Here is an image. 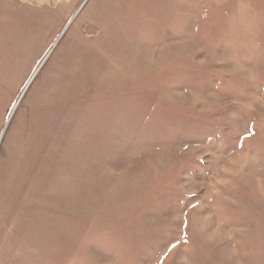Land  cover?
Masks as SVG:
<instances>
[{
    "label": "rangeland",
    "instance_id": "rangeland-1",
    "mask_svg": "<svg viewBox=\"0 0 264 264\" xmlns=\"http://www.w3.org/2000/svg\"><path fill=\"white\" fill-rule=\"evenodd\" d=\"M0 264H264V0H0Z\"/></svg>",
    "mask_w": 264,
    "mask_h": 264
},
{
    "label": "bare ground",
    "instance_id": "bare-ground-1",
    "mask_svg": "<svg viewBox=\"0 0 264 264\" xmlns=\"http://www.w3.org/2000/svg\"><path fill=\"white\" fill-rule=\"evenodd\" d=\"M12 114V112L10 113V115Z\"/></svg>",
    "mask_w": 264,
    "mask_h": 264
},
{
    "label": "snow or ice",
    "instance_id": "snow-or-ice-1",
    "mask_svg": "<svg viewBox=\"0 0 264 264\" xmlns=\"http://www.w3.org/2000/svg\"><path fill=\"white\" fill-rule=\"evenodd\" d=\"M173 247H175V245H173Z\"/></svg>",
    "mask_w": 264,
    "mask_h": 264
}]
</instances>
